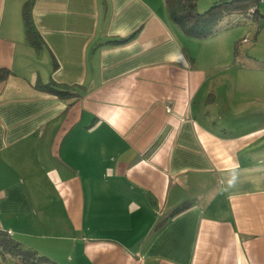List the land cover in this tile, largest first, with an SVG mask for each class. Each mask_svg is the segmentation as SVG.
I'll use <instances>...</instances> for the list:
<instances>
[{
    "label": "crops",
    "instance_id": "1",
    "mask_svg": "<svg viewBox=\"0 0 264 264\" xmlns=\"http://www.w3.org/2000/svg\"><path fill=\"white\" fill-rule=\"evenodd\" d=\"M211 35L164 0H0V230L57 264H264V55Z\"/></svg>",
    "mask_w": 264,
    "mask_h": 264
},
{
    "label": "trees",
    "instance_id": "2",
    "mask_svg": "<svg viewBox=\"0 0 264 264\" xmlns=\"http://www.w3.org/2000/svg\"><path fill=\"white\" fill-rule=\"evenodd\" d=\"M166 10L171 21L187 36L204 38L215 32L219 18L225 13L233 11H244L248 14L251 8L255 11L250 16H255L258 12L259 0H220L215 2L207 11L198 12L196 0H164ZM31 1H26L22 8L25 35L27 40L34 45H38L36 34L38 33L31 21ZM10 75V70L0 68V82L6 80ZM36 87L42 91L57 95L59 97H69L75 93L66 86L53 81L48 83H38ZM182 209V208H180ZM8 232L0 230V254L9 253L17 256L20 264H57L50 258L39 254L35 250L24 248L18 242L12 243ZM10 244V245H9Z\"/></svg>",
    "mask_w": 264,
    "mask_h": 264
},
{
    "label": "rangeland",
    "instance_id": "3",
    "mask_svg": "<svg viewBox=\"0 0 264 264\" xmlns=\"http://www.w3.org/2000/svg\"><path fill=\"white\" fill-rule=\"evenodd\" d=\"M218 1L220 0H196L197 10L200 13L207 11L215 2ZM257 7L258 12L255 16H250L244 11L224 13L218 20L215 32L212 33L213 36L219 34V36H221L219 39L226 37H231L234 41L237 39L234 42V45H236L238 49V62H240V59L245 62H250L249 60L247 61V57L252 55L254 56L255 54L259 56L264 55V31H262L261 37H259V43L254 44V40L251 39L252 35L256 36L257 31L264 29V2L258 3ZM243 36L246 37V39H249V41L239 42L238 39ZM15 240L16 239L14 238L12 243H14ZM0 264L20 263L16 255L3 253L0 254Z\"/></svg>",
    "mask_w": 264,
    "mask_h": 264
},
{
    "label": "built area",
    "instance_id": "4",
    "mask_svg": "<svg viewBox=\"0 0 264 264\" xmlns=\"http://www.w3.org/2000/svg\"><path fill=\"white\" fill-rule=\"evenodd\" d=\"M259 1L264 2V0H259ZM254 11H255V8H251V9L248 11V15H252V14L254 13ZM166 109L169 111V110H170V107L167 106ZM8 233H10V232H8Z\"/></svg>",
    "mask_w": 264,
    "mask_h": 264
}]
</instances>
